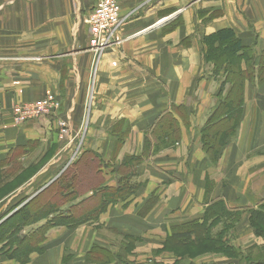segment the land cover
<instances>
[{
  "label": "crops",
  "instance_id": "crops-1",
  "mask_svg": "<svg viewBox=\"0 0 264 264\" xmlns=\"http://www.w3.org/2000/svg\"><path fill=\"white\" fill-rule=\"evenodd\" d=\"M97 1L0 0V171L22 173L46 160L22 189H32L27 200L62 181L71 193L64 207L84 221L50 229L42 252L28 264H118L119 258L138 264H237L212 254L180 258L175 251L183 246L173 231L197 228L199 235L190 234L185 249L209 236L243 252L264 247L250 223V211L264 205V83H246L236 133L217 163L200 143L221 83L209 77L204 39L232 29L259 56L264 0H119L129 18L115 43L97 56L86 105L79 94L86 91L95 51L80 12L89 14ZM47 91L60 98L58 116L70 125L63 146L55 117L12 123L15 102L37 101ZM84 118L87 131L75 151L74 130ZM74 151L71 167L67 159ZM120 186L132 195L112 200ZM214 204L225 211L212 230L208 212ZM229 225L231 232L224 231ZM94 246L113 252L116 260H88ZM261 260L264 255L247 264Z\"/></svg>",
  "mask_w": 264,
  "mask_h": 264
},
{
  "label": "trees",
  "instance_id": "trees-1",
  "mask_svg": "<svg viewBox=\"0 0 264 264\" xmlns=\"http://www.w3.org/2000/svg\"><path fill=\"white\" fill-rule=\"evenodd\" d=\"M204 45V59L212 66V77L221 82L219 92L216 95V108L211 112L205 126L200 130L202 148L211 163L215 164L218 162V156L223 148L236 133L242 115L246 83H252L256 78L260 83H264V50L259 56H256L253 47L244 45L232 29H223L210 35L204 39ZM158 141L163 144L162 138H158ZM61 183L62 181L54 185L65 193L59 191L55 195H62L60 198L64 199L69 197L71 193L68 191L67 185ZM132 193L129 189L120 186L112 192L111 199H126ZM42 195L43 193L34 197L13 215L11 214L15 209L21 206L28 197L11 207L6 214L0 216V264L5 262L28 264L31 254L42 252L41 245L50 229L59 226L76 227L84 222L82 219L75 218L70 208L64 207L67 203H52L56 198L43 202ZM216 204L208 212L213 221L225 211V208H217ZM104 208L105 204L98 212L103 211ZM250 213V223L255 235L264 238V205L258 209H252ZM9 215L11 216L7 218ZM42 222L43 224L37 229L22 234L27 227ZM195 233L199 235L194 225L182 226L173 231V238L179 239V243L183 246L182 249H185L188 247V236ZM204 242L213 244L211 247L213 250L220 251L223 248L226 251L237 252V249L227 243V240H223L222 237L209 236L204 239ZM87 258L91 261L108 262L115 261L117 257L113 252L110 255L105 249L94 246ZM118 264L138 263L119 258ZM257 264H264V261L261 260Z\"/></svg>",
  "mask_w": 264,
  "mask_h": 264
},
{
  "label": "rangeland",
  "instance_id": "rangeland-1",
  "mask_svg": "<svg viewBox=\"0 0 264 264\" xmlns=\"http://www.w3.org/2000/svg\"><path fill=\"white\" fill-rule=\"evenodd\" d=\"M1 1L4 2V0H1ZM80 14H81V19H82V23L81 24H82L83 27H85V30H86V26H87V17L86 16L88 14V11H84L83 10L82 12H80ZM87 30H88V26H87ZM85 36H86V34H85ZM87 39H88V32H87L86 40ZM115 41H116V36H115ZM88 43H89V47L91 48L90 42H88ZM94 53H95V55L93 54L94 55V59H93V62H92V67H91V70H90V73H89V77L87 78L88 82H87V85L85 86L86 91L84 93L79 94L80 99L84 100L86 105H87L88 101H90V99H91V94H92L91 92H93V87H94L96 73H97V66H98L97 65L98 64L97 63L98 62V57L97 56H100V54L96 53V51ZM209 77L213 78L212 77V70H211V73H210ZM213 79L215 81H217V82H220L218 79L217 80L215 78H213ZM47 93H48V91L45 92L44 97L46 95H48ZM43 98H41V99H43ZM41 99H39V100H41ZM57 99L60 100V98L58 96H57ZM39 100H37V101H39ZM34 102H36V101H34ZM29 103H33V102H15L12 105V107H11V117H12L13 125H15L17 127L22 126V125L16 124L15 121L17 119L14 116V112H15V110H16V108L18 106L29 104ZM26 109H28V108L26 107ZM60 110H61V106H58L55 109V112H53L52 114L48 115V117H55L56 118L55 121H56L57 129L59 131L58 138H59V141L62 143V146H63V145H65L67 143L68 139H70L69 138L70 137V131H69L70 125L69 124L67 125L68 126L67 132L65 134L61 135V133H62L61 124L64 121V118L61 117V116H58ZM86 115H87V113H85V116ZM31 122H33V121H31ZM25 124H23V125H25ZM87 124H88L87 120H86V118H84L82 123H80V125L78 126L77 130H74V132H79V133H77L79 139H77V141H74V143H71L72 145H75L74 148H73V150H75V151L79 147V145H81V143L84 142V139L82 140V138H83L82 135L85 133V131H87ZM75 135H76V133H74V136ZM200 143H201V141H200ZM75 151L72 153V155H73L72 158L71 159H67L68 162H70V164H69L70 166L72 164L71 162H73V159H75V157L77 155V153ZM45 161L46 160H43V162L41 161V163L37 164L36 166L31 167V169H29L27 171H24L22 173H20V172L16 173L12 169L5 170V172L4 171H0V191H2V189H4L2 192H0V216L6 214V212H8L10 210V208L14 207L18 202L24 200L26 197L31 196V192H32L31 190L32 189L31 190H30V188L25 189V190H28V191H23L22 189H23V187L25 185L28 184V182L31 180V178L34 177L41 170L42 166L46 163ZM8 171H10V172L7 174ZM11 173H12L13 176L15 175V173L16 174L20 173V174L15 176V177H13L10 180H8L7 176L10 175ZM67 173L65 174V177L70 175L69 171ZM42 182H44V181H41L39 183H42ZM65 182H67V181H65ZM39 186H40V184H37L36 186H34V190H36ZM59 191H60V193L61 192L65 193V191L59 190L58 186L53 185L52 188L48 189L47 192L43 193V195L41 196L42 197V201L45 202L46 200H50V199L53 200V199L56 198L55 200L60 199L57 202V204H62L64 201H66L69 198H71V197H68L66 199L65 198L61 199L60 197L62 195L61 196L59 194L55 195V193H57ZM30 201H31L30 199L25 201L21 206H19L17 209H15V211L11 215H13L15 212H17L20 208L25 206ZM11 215H9L7 218H9ZM211 219L212 218H209L207 220L208 224L211 221ZM40 225H42V224L40 223V224H35V225L30 226V227H27L25 229V231L22 232V234L30 233L31 231L37 229ZM218 225H219L218 222L214 223V221H212L209 226H210V229L213 230L214 228H217ZM251 227H252V225H251ZM232 229H233V226H231V225L223 228L224 231H228V232H231ZM198 245L199 244L195 243V247L194 248L190 247L188 249H181V247H182L181 246L180 247L181 250L178 249V252L175 251V253L176 254L179 253L180 258H183L185 255H188L192 259H196L198 257L205 256L207 254L218 255V256H222V257L228 258L229 261H236L237 264H247L249 261H253L256 258L262 257L264 255V250H262V249L258 250V247H254L251 250L248 249L247 251L243 252L242 250H240V249H238V248H236V247H234L232 245L235 249H237V252L235 253V252H232V251H226L223 248L220 249V251L219 250H213L211 248V247H213V244L205 243L204 241L200 242L199 247H198ZM34 254H39V253L36 252V253L31 254L30 255V259H31L32 255H34Z\"/></svg>",
  "mask_w": 264,
  "mask_h": 264
},
{
  "label": "built area",
  "instance_id": "built-area-1",
  "mask_svg": "<svg viewBox=\"0 0 264 264\" xmlns=\"http://www.w3.org/2000/svg\"><path fill=\"white\" fill-rule=\"evenodd\" d=\"M128 18L122 15L119 0H98L87 16L91 49L101 54L107 47L114 44L118 30ZM47 94L39 101L18 106L14 112V116L17 119L15 121L16 124L23 125L36 121L55 112V109L60 105V100L57 99V95L52 91H48ZM67 125L68 122L64 119L61 124V135L67 132Z\"/></svg>",
  "mask_w": 264,
  "mask_h": 264
},
{
  "label": "water",
  "instance_id": "water-1",
  "mask_svg": "<svg viewBox=\"0 0 264 264\" xmlns=\"http://www.w3.org/2000/svg\"><path fill=\"white\" fill-rule=\"evenodd\" d=\"M51 184V183H50ZM46 188V187H45ZM41 192V191H40ZM36 195H34L32 198H30V200H32ZM6 220V219H5ZM3 222V221H2Z\"/></svg>",
  "mask_w": 264,
  "mask_h": 264
}]
</instances>
